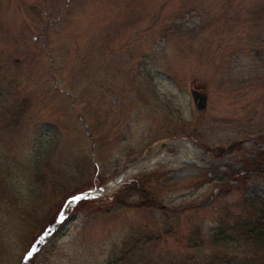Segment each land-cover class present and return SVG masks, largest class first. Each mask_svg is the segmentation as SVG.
I'll return each mask as SVG.
<instances>
[{
  "label": "rangeland",
  "instance_id": "374dc122",
  "mask_svg": "<svg viewBox=\"0 0 264 264\" xmlns=\"http://www.w3.org/2000/svg\"><path fill=\"white\" fill-rule=\"evenodd\" d=\"M263 140L264 0H0V264H198Z\"/></svg>",
  "mask_w": 264,
  "mask_h": 264
},
{
  "label": "trees",
  "instance_id": "16d2710c",
  "mask_svg": "<svg viewBox=\"0 0 264 264\" xmlns=\"http://www.w3.org/2000/svg\"><path fill=\"white\" fill-rule=\"evenodd\" d=\"M233 172L242 179L248 175L263 177L264 148L256 150ZM136 188L141 196L150 194L141 185H136ZM29 199L34 197L25 200L29 203ZM241 205V211L233 215L231 223L215 225L214 232L207 239L205 251L198 255V264H264V197L242 198ZM185 240L193 252L203 244L197 227L187 234ZM192 257L191 253H182L159 264H193Z\"/></svg>",
  "mask_w": 264,
  "mask_h": 264
},
{
  "label": "water",
  "instance_id": "95a60500",
  "mask_svg": "<svg viewBox=\"0 0 264 264\" xmlns=\"http://www.w3.org/2000/svg\"><path fill=\"white\" fill-rule=\"evenodd\" d=\"M189 93H190V97H191L194 109L196 111H200L204 109L205 102H206V93L200 88L198 89V88H193V87L189 88ZM205 202L206 200H203V201H200L199 204H203ZM59 217L60 215L57 216L54 222H52L51 224H48L44 228V230L37 235L36 239L33 241V243L30 245L27 251L23 254L19 264H27L28 259L30 257L28 253L29 252L32 253L33 248H35L36 250L39 247L40 243L45 240V238L50 234V232L53 229H55V227L57 226L58 220H60Z\"/></svg>",
  "mask_w": 264,
  "mask_h": 264
},
{
  "label": "snow or ice",
  "instance_id": "6c2138e0",
  "mask_svg": "<svg viewBox=\"0 0 264 264\" xmlns=\"http://www.w3.org/2000/svg\"><path fill=\"white\" fill-rule=\"evenodd\" d=\"M78 199H80L79 196H72V197L70 198V202H75V201L78 200ZM59 219H60V220H63V219H64L63 213L60 214ZM33 251H35V248H33ZM28 255L31 256L32 253L29 252ZM26 258H27V257H26Z\"/></svg>",
  "mask_w": 264,
  "mask_h": 264
}]
</instances>
